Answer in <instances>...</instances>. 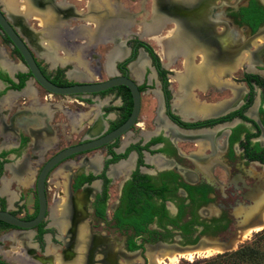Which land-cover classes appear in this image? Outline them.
Segmentation results:
<instances>
[{
	"label": "flooded vegetation",
	"instance_id": "1",
	"mask_svg": "<svg viewBox=\"0 0 264 264\" xmlns=\"http://www.w3.org/2000/svg\"><path fill=\"white\" fill-rule=\"evenodd\" d=\"M194 1L175 0L180 6L171 7L168 17L173 26L161 37L155 31L168 22L159 11L161 5L148 21L137 22V35L148 40L174 32L169 41L176 48L164 59L173 64L182 60L179 68L172 69L156 54L152 57L137 35H125L131 17L119 0H87L85 13L75 11L65 0H27L26 12L19 11L20 5L17 11L10 10L0 0L6 23L25 44L39 74L52 83L72 86L125 76L139 93L136 118L126 131L108 143L64 157L48 169L43 176L44 214L34 227L25 230L0 223V242L8 237L16 241L14 237L22 243V249L8 251L10 259H0V264H157L155 256L180 251L204 236L221 237L231 235V228L236 232L264 224V4L255 0L263 11L255 20L263 21L251 29L239 13L249 0L225 8L224 19H204V2L187 8ZM182 5L188 11L185 15L192 17L178 13ZM198 9L203 14L200 19L192 15ZM39 14L48 15L45 25ZM182 16L188 30L176 21ZM27 17L37 19L39 29H31ZM156 18L160 21L153 22ZM76 20L79 23L69 25ZM180 32L195 33L199 41L174 42ZM227 33L243 45L237 49L235 43L230 50L222 46L220 39ZM119 36L126 42L118 44ZM54 39L58 42L48 50L45 41ZM102 43L108 47L103 61L96 52ZM196 48L202 52L201 60L193 65L190 60ZM65 51L67 59L53 65L48 54L62 57ZM237 67L243 68L239 86L221 81L223 68L227 73ZM188 68L201 70L202 75L187 83ZM217 73L220 79L215 81ZM208 87L217 92L232 88L233 97L218 105L204 103L197 91L204 94ZM142 96L153 101L147 107L149 117L141 113ZM55 97L69 99L78 107L47 103ZM100 97L104 101L95 110L91 106ZM82 102L87 109H80ZM131 102L124 85L72 96L46 91L0 30V211L32 220L38 213L34 182L47 160L63 148L115 130L129 116ZM206 108L210 112L205 113ZM56 112L61 120L53 119ZM135 127L138 136L132 133ZM177 142L190 148L182 151ZM47 151L50 154L45 157ZM50 181L63 183L51 185L48 201ZM57 204L64 213L54 214ZM145 204H151L147 213L152 216L143 223ZM135 225L141 230L135 231ZM46 241L54 250H45ZM145 249L152 251L146 254L150 262L135 261L133 257H140Z\"/></svg>",
	"mask_w": 264,
	"mask_h": 264
},
{
	"label": "water",
	"instance_id": "2",
	"mask_svg": "<svg viewBox=\"0 0 264 264\" xmlns=\"http://www.w3.org/2000/svg\"><path fill=\"white\" fill-rule=\"evenodd\" d=\"M245 1L246 0H195L193 2V4L187 8H190L199 2L200 3L204 2V19H208V18H218V19L222 18V19H224L225 8L236 7L237 5H239L241 3H245ZM259 1L261 4H264V0H259ZM152 3H153V7H152L153 11L152 12H154L155 10H158L157 8L159 5L162 6L159 11H160V13H163L164 16H166V17H164V19L166 21L171 20L170 18H168L169 16H171L169 14V12L171 11V7H173L174 5H178L175 3V0H152ZM217 3H219V5H216ZM178 6H180V5H178ZM154 7H156V8L154 9ZM181 7H183V5ZM165 8H168V9H165ZM169 8H170V10H169ZM187 8L183 7L184 14H183V11H181L179 9H177V11L180 15L182 14L183 16L188 18V15H190V14L185 15L186 12H188V11H186ZM212 14H214V15H212ZM192 15L197 19H200L203 17L201 9L195 10L192 13ZM183 16L178 17L176 19V21L179 24L183 25L184 29L188 30L189 28L186 27L185 23L183 22L185 20L183 18ZM6 22H7L6 19L4 18L3 14L0 12V30H1V32H3L6 35V37H8L10 39V41L15 45V47L17 48V50L21 54L26 67L29 70V74L32 75V77L34 78L36 83L39 86H41L43 89H45L46 91L53 93V94H58V95L72 96V95H79V94L95 93V92L107 90V89L112 88V87H116L117 85H124L129 89L130 95H131V101H132L129 116L115 130H113L112 132H110L106 135H102V136L98 137L97 139L81 142V143H78V145L63 148V149L59 150V152H57L55 155H53L49 160H47V162L42 166V168L40 170V174H39V176L36 177L35 182H34V190L36 192V198H37V202H38V213L35 215V217L32 220L25 221V220H22V219H19V218L13 216L10 212H8L6 210L0 211V223L2 222L4 224L10 225V226H13L16 228L28 230V229H31L32 227H34L42 218V214H44V209H45L46 204H45L44 190H43V176L48 171V169L50 167H52L53 164H55L57 161H59L60 159H62L64 157L66 158L72 154L78 153L79 151L94 148V147H96L102 143L103 144L108 143L109 141L117 138L118 135H120L124 131H126L132 125V123L134 122V120L136 118L137 107H138V102H139V93H138V90H137L134 82L125 76H117L114 79H110V80H106V81L103 80L100 82L78 83V84L72 85V86H59V85L52 83L50 80L45 78L43 75L39 74V72L37 71V69L33 63V59L31 57L28 49L26 48L25 44L20 40V38L18 36L15 35L14 31L11 29V27ZM261 31L262 30L260 29L257 32H261ZM155 32H156L155 35H158V32L157 31H155ZM124 33H126V32H124ZM190 35H191V37H190ZM188 36L190 38H194V40H196V41H199L198 35L195 33H193V34L189 33ZM220 40H221V45L224 46L225 48L227 47L229 50L234 46L235 43H237V42H235V38H234L233 34L231 35L230 33L225 34L224 37H222ZM242 45H243L242 42L237 43L236 44L237 49H239ZM208 50H211V48L209 47ZM205 53H206V50L204 48V55L206 56ZM244 227H246V226H244ZM241 228L243 229V227H240V229ZM240 229L237 230L236 232L235 231L231 232V235H224L221 237L220 236L219 237H216V236L215 237H206V236H204L197 243H195L191 246L183 247V248H181L180 251H193L195 249L202 248V247L205 248L208 246H215V247L217 246L222 251L227 252L229 249H231V246H232L231 240L233 238L235 239L238 236V232L240 231Z\"/></svg>",
	"mask_w": 264,
	"mask_h": 264
},
{
	"label": "rangeland",
	"instance_id": "3",
	"mask_svg": "<svg viewBox=\"0 0 264 264\" xmlns=\"http://www.w3.org/2000/svg\"><path fill=\"white\" fill-rule=\"evenodd\" d=\"M65 1L67 2V4L71 5V7L74 8L75 11H77V12H79V11L81 13L88 12L87 11L88 10L87 0H65ZM119 3L122 6V8L126 10L127 14L131 17V20L130 21H131L132 25H129L128 26V28H127L128 31L125 34L126 35L129 34V36L130 35H132V36L133 35H137L138 34V30H137V26L138 25H137V22L138 21H142V20L148 21L150 19V17H151V12L153 11V8H152L153 7V3H152V0H119ZM25 20H26V22H28V24H30L31 29H34V30L35 29H39L35 25V24H38L39 23L37 19L34 21V20H31L30 18L27 17V18H25ZM77 23H79L78 20H76V21H70V24L69 25L70 26H74ZM171 26H173V23H171L170 21H168L167 23H165L159 29V32H158V35L157 36L158 37H161V36L165 35L166 34V30L170 29ZM137 36L139 37V35H137ZM167 36H169V35H167ZM139 39L142 40V41H144V43H146L148 45V47L152 50V52L157 55V58L160 59L161 62H163L165 64L164 66L166 68H172V69L179 68L178 65H180V61L182 60L179 57H181V56H178L179 59L174 64L173 63H169L166 59H164L166 57L161 52V50H160L161 49L160 44H158L156 40H148V39H146L144 37H139ZM118 40H119L118 41V44H121V43L126 42L125 41V37H122V36H119V39ZM261 40L262 39H260V41ZM127 45H128V43L126 44V46ZM107 49H108V47L104 43L97 45L96 52H97V55H99L101 57V61L104 60L105 55H106V52H107ZM196 49L198 51L197 50L196 51H193L192 61L190 60V62L193 65H195V64L197 65L198 63H200V60H201V53L202 52L198 48H196ZM66 53H67V51H65V54ZM159 53H160L161 56L159 55ZM56 54L57 55H61V53H59V52L58 53L56 52ZM65 54L63 56H65ZM244 55L246 56L247 53H245ZM143 59H144L143 62H147L145 60L146 58L144 56H143ZM143 59H141V60H143ZM87 62L90 63V64L92 63V61H89V60H87ZM136 62L138 64V61L137 60H136ZM65 67L67 69H69L70 66H67L66 65ZM242 71H243V68H238L237 67L234 71L231 70V71H229V72L226 73L225 69L223 68L221 70V72H220L221 77L223 78L221 81L226 82L228 84H231V83L232 84H235V86H239V84H241V83L238 82V80L241 78V72ZM100 75H101V78L102 79L105 78V75H103L102 73ZM217 78H219V76ZM38 90L40 92L42 91L41 88L38 89ZM232 91H233V89L231 88L229 90L226 89V90H223L221 92L220 91L217 92L214 89L212 90L211 87H208L206 90H204V94H198L199 92L197 91V95H198L197 97L199 99H201L202 101L204 100V103H208L210 105L211 104H217L218 101L220 103V101L221 102L222 101L224 102L226 100L232 99V97H233V94H232L233 92ZM191 92L196 93L195 90L194 91L192 90ZM256 98H257V96H256ZM60 99L61 98H59V97H57V98L55 97L53 101L52 100H49V99H47L46 101H47V103H50V104H51V102L55 103V101H57L58 102L57 104H59L61 107L63 106L62 104H64V106L66 108H68V109H72L73 107H78V106L75 105L74 102L68 101L69 99H65L64 98L65 99L64 100L65 102L64 101H60ZM102 101H104V98H101V97L98 98V100H96L94 102L95 104H93L91 107H93L95 110H97V108H98V106H97L98 102L101 103ZM152 103H153V101H152L151 98H149L147 96L146 97H143L142 96V102H141V104H142V108L143 107L144 108H143V112L141 111V113L142 114H145V115H147L149 117L151 114H150L149 108H147V107L151 106ZM83 104H84V102H82V104L79 106L80 109H82V110L87 109V108H83ZM60 106H58V108ZM145 108H146V110H145ZM51 109L53 110L54 108H51ZM54 114L55 115H54V118L53 119H58V120L59 119L60 120L62 119V115L60 117V114L58 112H56ZM81 114H83V115L86 114V116L89 115L88 114V111H82ZM80 121H83V120L80 118ZM59 128H61V126H59L58 129ZM145 128H146V130L150 131L151 124L149 123V121H146L145 122ZM61 131H62V129H61ZM62 132H64V131H62ZM132 133H133V135L138 136V134L140 132L138 131V128L135 127V129H133ZM180 142H177V146H178V148L180 150L185 151V148L186 147L190 148L189 145H187L185 143H180ZM49 154H50V152L47 151L45 157H47ZM5 175H7V174L5 173ZM49 183H52V184H47V186H48V189H47L48 190L47 191L48 192V201H50V197L52 196V192H53V190H52L53 188H52L51 185H53V186H60L63 183V181H50ZM8 185H9V183H8ZM11 190H12V193L15 191L12 188H11ZM110 191H112V190H110ZM239 229H237V230H239ZM234 230L235 229H232L231 228V231H234ZM231 231H230V233H231ZM240 231H241V229H240ZM243 231H246V230H242L241 231V234L243 233ZM262 231H264V224H263V227L259 229V231H255V232L252 231V232L248 233L245 237H243V238L240 237L239 240L236 243H233L232 244L231 249H229L227 252L221 250L219 252H216V253L213 252V253H210V254H206V253H200V254H198L197 253V254H193V256H191L189 258H185V257H179L178 258L176 256L175 260L171 264H203V259L213 258L214 256H216L218 254L231 253L233 250H235L239 246H242L243 244H249L251 241H253L254 239H256L257 234L261 233ZM27 235H29V233ZM13 240H16V241L11 242L12 240L9 239V237H8L5 240H3V241L0 242V259L9 260L10 259V256L7 253L8 251L15 250L17 252L20 249H22V243L20 242V240H17L14 237H13ZM233 240H234V238L231 241H233ZM31 245H33V244H31ZM4 246H10L11 248L10 247L4 248ZM49 246H50V244L48 243V241H46L45 246H44V248H45L46 251L48 250V248L49 249L51 248ZM162 249H165V248H162ZM50 250H54V249L51 248ZM165 251H168V250H165ZM148 252H149V254L152 253L151 250L145 249V251L143 250V254L140 255V257H139V254H137V255H135V257H133V259L135 261L141 262V259L143 260L144 258H146V254ZM187 252L188 251H177V250H172L171 251V253H174V254H177V255L186 254ZM146 260H147V263L150 262V260H148L147 258H146ZM157 264H159V263L157 262Z\"/></svg>",
	"mask_w": 264,
	"mask_h": 264
},
{
	"label": "bare ground",
	"instance_id": "4",
	"mask_svg": "<svg viewBox=\"0 0 264 264\" xmlns=\"http://www.w3.org/2000/svg\"><path fill=\"white\" fill-rule=\"evenodd\" d=\"M2 2H3V4H4V6L6 7V8H8V9H10V10H16V8H18V5H20V8H19V11H21V12H26L27 10H28V4H27V0H23V1H20L19 3H18V0H2ZM17 11V10H16ZM118 11V9H115V13ZM112 14H113V12H112ZM120 14V16L122 17V15H123V12H121V13H119ZM157 14H154L153 13V18L156 16ZM48 16V15H47ZM47 16H39L40 17V21H41V24L42 25H45V23H46V20H47ZM160 20H159V18H156V19H154V21L153 22H159ZM116 23V22H115ZM145 29L146 28H148V26L145 24V27H144ZM149 29V28H148ZM51 32H55V30H52ZM60 32H62V30L60 31ZM170 34L173 36L174 35V32H170ZM169 34V36H167L166 38H163V39H158V38H155L154 40H156L157 41V43L158 44H160V47H161V52L164 54V56L166 57V58H169L170 57V53L172 52V50H173V48L175 49L176 47L174 46H172L171 45V41H169V39L170 38H172L171 37V35ZM189 34V33H188ZM188 34H184L183 32H180L179 34H178V36L176 37V41H174V42H176L177 43V41L179 42V40L180 41H183L184 39L185 40H187V43H188V41H189V44H190V42L192 43V41H194V38H190L191 37V35H190V37L188 36ZM58 41L57 40H46L45 41V46H46V48L48 49V50H52L53 49V47L55 46V44L57 43ZM173 43V42H172ZM175 43V44H176ZM179 44V43H178ZM193 44V43H192ZM191 46H189L188 48H190ZM80 50H81V47L79 48ZM79 50V51H80ZM78 51V52H79ZM50 57H49V59H51V61H52V63H53V65L55 64V63H57V62H64L66 59H67V56H68V52L65 54V56H62V57H57V56H54V55H50V54H48ZM206 68V67H205ZM81 69V68H80ZM193 69L191 68L190 70H189V68L187 69V73H186V79H185V82L187 81V83L188 82H191V80H194L195 79V77H197V75L198 76H201L202 74H201V70H193ZM182 75V74H181ZM181 75H180V77H181ZM205 75H206V71H205ZM218 73H217V75L216 76H214L213 77V80H215V78H217L218 77ZM184 77V78H185ZM216 81V80H215ZM181 99H182V97H181ZM185 99V98H184ZM218 105V104H217ZM191 106V105H190ZM185 108H187V106L185 107ZM213 108V107H212ZM187 110V109H186ZM188 111V110H187ZM210 112V109L209 108H206L205 109V113H207V112ZM201 113V112H200ZM11 197V196H10ZM53 211H54V214H62V213H64V211H63V208L62 207H60V205H55L54 206V208H53ZM263 227V224L262 225H257V226H255L254 228H250V229H246V231H243V233L241 234H239V236L238 237H236L233 241H232V244L233 243H236L238 240H239V238L241 237V238H243V237H245L248 233H250V232H252V231H259V229L260 228H262ZM241 235V236H240ZM158 251H160V250H158ZM219 251H221V249L219 248V247H215V246H208V247H202V248H198V249H195V250H193V251H188L186 254H180V255H177V254H174V253H169V252H164V253H162V254H160V255H158V257H156L155 256V258H157L156 259V261L159 263V264H171V263H173V261L175 260V258H176V256L179 258V257H185V258H189V257H191V256H193V254H200V253H206V254H210V253H213V252H219ZM205 254V255H206Z\"/></svg>",
	"mask_w": 264,
	"mask_h": 264
},
{
	"label": "trees",
	"instance_id": "5",
	"mask_svg": "<svg viewBox=\"0 0 264 264\" xmlns=\"http://www.w3.org/2000/svg\"><path fill=\"white\" fill-rule=\"evenodd\" d=\"M263 12L260 6L255 2V0H249L248 7H242L239 9L242 20L248 24L251 29H254L256 23L260 20H255L260 13ZM263 21V20H260ZM152 57H156L152 50L147 47L146 49ZM146 211L142 217L143 223L148 222L151 213H147L151 204L143 205ZM135 231H140L138 226L135 225ZM187 231L184 230V234ZM210 260V261H209ZM203 264H264V231L257 234L256 239L251 241L249 244H243L239 246L231 253L218 254L213 258L203 259Z\"/></svg>",
	"mask_w": 264,
	"mask_h": 264
},
{
	"label": "crops",
	"instance_id": "6",
	"mask_svg": "<svg viewBox=\"0 0 264 264\" xmlns=\"http://www.w3.org/2000/svg\"><path fill=\"white\" fill-rule=\"evenodd\" d=\"M39 16H41V14H39ZM29 99V101H30V103H31V106H34V104H35V100H34V98H28ZM33 102V103H32ZM54 106V105H53ZM56 106V105H55ZM12 180H17V179H15V178H12Z\"/></svg>",
	"mask_w": 264,
	"mask_h": 264
}]
</instances>
